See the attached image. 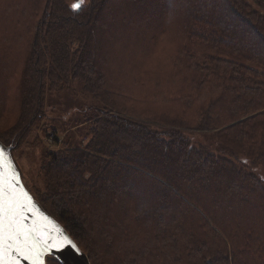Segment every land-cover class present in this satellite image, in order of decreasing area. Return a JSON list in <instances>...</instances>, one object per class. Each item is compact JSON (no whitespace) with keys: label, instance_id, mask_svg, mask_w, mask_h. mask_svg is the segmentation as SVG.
<instances>
[{"label":"trees","instance_id":"16d2710c","mask_svg":"<svg viewBox=\"0 0 264 264\" xmlns=\"http://www.w3.org/2000/svg\"><path fill=\"white\" fill-rule=\"evenodd\" d=\"M144 1L72 10L66 0H3L20 11L15 30L0 28L1 117L10 77L18 101L8 144L46 118L51 100L80 107L71 122L86 133L70 130L60 151L43 156L47 199L32 196L90 264H264V180L239 162L250 158L264 174V2L215 0L212 11L199 0ZM102 12L113 27L145 31L120 80L99 71ZM170 34L176 41L152 54ZM112 47L121 60L123 42ZM67 93L75 98L64 101ZM191 134L218 135V154Z\"/></svg>","mask_w":264,"mask_h":264},{"label":"rangeland","instance_id":"374dc122","mask_svg":"<svg viewBox=\"0 0 264 264\" xmlns=\"http://www.w3.org/2000/svg\"><path fill=\"white\" fill-rule=\"evenodd\" d=\"M91 0H66L67 6L70 7L72 10H78L79 8L86 6L90 3ZM159 0H147L144 1L141 4V7L143 5H152L153 2H157ZM164 1V0H163ZM179 1V0H176ZM242 1V5H250L251 1L250 0H240ZM264 2V0H261ZM169 2L171 3L172 1L169 0ZM202 2H206L209 6V8L213 10L214 7H220L219 3L215 4V0H199L198 3H195L197 5H200ZM121 4V3H119ZM136 7L139 6L140 4L135 3ZM165 4V3H164ZM164 4H157L159 5L158 8L163 7ZM131 6V5H129ZM134 6V5H133ZM131 7L132 9L134 7ZM251 6V5H250ZM107 9V5L104 6ZM134 8L137 9V8ZM140 7V8H141ZM252 7V6H251ZM255 8V6H254ZM139 10V9H138ZM106 12V11H105ZM103 13L101 14V17L98 19L97 21V27L99 26L101 29L104 27L103 24H105L106 29L104 31H106V35L102 36L100 42L103 44H105V49L103 51V53L100 56V67H99V71L102 75L105 76L104 73H106L107 78L109 79H113L115 80V74H117L119 80L121 75L123 74L122 69L127 70V60L130 61H135V59H138V57H140V54H142V50L145 47L142 44V39L139 38V35H142L143 33H145V31L143 29H127L125 27H128V25L126 24L125 26L120 27L121 25H117L116 27H113V23L114 21H116L117 19H108L107 18V13ZM140 14V12H138ZM19 14L20 11L18 9L15 8V3L11 4V5H7L6 3L3 2V0H0V28H2V26H5V31H7L9 33V31H11L12 29L15 30L16 27V23H18V18H19ZM261 16H263V13L261 12ZM233 19V17H232ZM178 21V20H177ZM178 23L174 20L170 21V24L168 26L169 32L168 33H173L174 30L176 29ZM113 27V28H110ZM144 26L143 24L141 25V27ZM140 28V27H139ZM149 28V27H148ZM158 33V31H157ZM156 37H154L155 39ZM159 38V37H158ZM144 41H146V38H143ZM121 41V42H120ZM167 41H171L174 43V41H176V37L174 35H166L164 37V42L163 40H156V45L155 47H153V52L152 54H155L159 51V49L161 48V46H163L164 44L167 43ZM122 42L125 45V47L123 48V52H124V57L119 60L116 61V57L114 54L111 53V51L113 50L112 44H117L119 47L122 46ZM140 52V54L137 51V48ZM190 46L192 49H196V52L201 54V51L203 47L197 45H193ZM122 48V47H121ZM112 56V57H110ZM111 65L115 64L117 66L115 71L111 70ZM15 71H16V66H13ZM14 71V72H15ZM119 71V72H118ZM14 74V73H12ZM15 78V77H14ZM13 77H10V81L8 84H11V89L9 88V90H11L10 95L7 94V97L5 98V103L3 106V113L4 116L1 117L0 114V137L8 144L11 142L12 139H10V137H12L13 135H7L10 131V129L13 127V123L16 120V116H17V108H18V101H17V96H16V90H14V81H12ZM12 81V82H11ZM77 88V86H75ZM77 94V99L80 100V104H84L85 101L87 99H85L84 97L82 98L81 93H76ZM66 98L68 99H74L75 97H73V93H67L63 99L64 101H66ZM69 103V102H68ZM71 103V102H70ZM51 106L49 108L46 109V118L40 123L38 124L37 127H35L34 129H32V132H28L26 135H24V138L20 135H17L16 142L13 145H9L8 147H10V156L11 159L13 161V163L15 164V166L18 168L20 177H21V181L24 184V186L27 188V190L38 200L41 201L42 198L47 199V193L46 190L43 186V183L41 181V177H40V165H41V161L42 158L45 154L47 153H56L58 151H60V149L62 148V143L66 141L67 136L66 135L70 130L72 133H75V131L78 129V131H81L83 133H86L85 127L84 125L78 126L76 128V126L74 127L72 122L76 121V119H80V117H78V113H79V106H75L76 103L73 102L72 104V109L70 110V106H64L62 105V103H59L57 101V99L51 100L50 102ZM54 104H58V105H54ZM79 110V111H78ZM3 115V114H2ZM77 117V118H76ZM83 119V118H82ZM51 121V122H49ZM72 121V122H71ZM39 129V130H38ZM77 131V134H78ZM55 133V135H53ZM56 136V138L60 139L61 142V146H59L58 144H56L53 140L50 141V136ZM185 137H188L190 139V141L195 144L196 146L198 145H206V143H210L209 145H206L209 149V151H211L212 153L218 154L217 152V146L215 145L216 142L218 143V141L221 142L220 138L218 137V135H198V134H191V135H184ZM72 139H74L76 142H81V136L79 135H72ZM206 139V143L203 142V140ZM65 140V141H64ZM85 140H88V137L85 138ZM239 162L241 163V165H244L246 168H248L249 171L254 172L255 174H257L261 180H264V174L262 172V168L260 166H254L251 162L250 158L247 157H242L240 158ZM264 184V182H263ZM143 191V187L141 186L140 188ZM130 190V189H129ZM132 192V196H137L139 195V193L133 189H131ZM129 194L128 192H126L125 194H123L124 197H127ZM37 201V202H38ZM39 203V202H38ZM53 218V217H52ZM54 219V218H53ZM77 236V235H76ZM78 237V236H77ZM79 238V237H78ZM80 239V238H79ZM91 239V237L87 238ZM80 242L84 245V248H88L89 252L91 251V249H89V246L87 245V243H84L81 239ZM93 254L95 255V252H93ZM99 254V253H98ZM47 260V259H46ZM106 261H104L105 264ZM58 261L52 260V259H48L46 261V264H58ZM103 264V263H100Z\"/></svg>","mask_w":264,"mask_h":264},{"label":"snow or ice","instance_id":"6c2138e0","mask_svg":"<svg viewBox=\"0 0 264 264\" xmlns=\"http://www.w3.org/2000/svg\"><path fill=\"white\" fill-rule=\"evenodd\" d=\"M29 208L34 205L20 188L12 160L0 149V264H44L46 256L65 247L79 252L62 229L48 226L47 218L28 225Z\"/></svg>","mask_w":264,"mask_h":264},{"label":"water","instance_id":"95a60500","mask_svg":"<svg viewBox=\"0 0 264 264\" xmlns=\"http://www.w3.org/2000/svg\"><path fill=\"white\" fill-rule=\"evenodd\" d=\"M0 149H4L6 154L8 156H10V147L5 146L0 142ZM10 158H11V156H10ZM12 163H13V161H12ZM13 165H14L15 170H16V174H17V178H18L20 188L22 189V191L24 193L27 194V196L30 198L32 204L34 205V210L32 208L28 209L27 224L31 225L33 223V220H42V218H47L48 226L50 228L58 227L59 229H62L67 236L70 237V235L67 233V231L55 219H53L41 207V205L33 198L32 194L27 190V188L22 183L18 168L15 166L14 163H13ZM72 241L75 243V241L73 239H72ZM76 246H77V244H76ZM77 248L79 249V252H76L75 250H71V249L65 247L62 251H58V252L54 251L52 257L56 261H58L59 264H90L89 259L86 256V254L84 252H82L78 246H77ZM46 259H47V256L44 259V264H46ZM20 264H28V262L24 261V260H20Z\"/></svg>","mask_w":264,"mask_h":264},{"label":"built area","instance_id":"2783aa9c","mask_svg":"<svg viewBox=\"0 0 264 264\" xmlns=\"http://www.w3.org/2000/svg\"><path fill=\"white\" fill-rule=\"evenodd\" d=\"M54 139V136L53 135H51L50 136V141H52Z\"/></svg>","mask_w":264,"mask_h":264}]
</instances>
